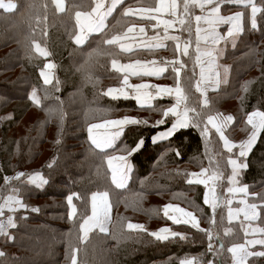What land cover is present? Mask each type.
I'll use <instances>...</instances> for the list:
<instances>
[{
  "label": "trees",
  "instance_id": "trees-1",
  "mask_svg": "<svg viewBox=\"0 0 264 264\" xmlns=\"http://www.w3.org/2000/svg\"><path fill=\"white\" fill-rule=\"evenodd\" d=\"M10 1L12 11L0 8V204L17 190L22 209L0 235V264H233L230 248L246 238L244 225L228 216L232 206L227 190L232 185L246 187L264 231V119L253 149L243 159L236 149L230 154L224 150L207 118L231 115L234 120L224 135L239 144L253 131L248 115H264V0H256L261 8L256 28L245 27L220 60L227 72L207 107L195 89L198 10L192 0H178V33L189 46L182 57L181 86L190 125L159 143L152 138L172 124L173 118L165 116L171 99L141 107L132 98L107 96L122 82V75L111 68L113 61L174 60L170 45L165 51L126 55L109 43L133 24L125 11L140 0L123 2L103 31L79 46L74 42L75 14L89 13L93 0H63L62 13L52 0ZM46 62L53 64L49 85L40 77ZM125 118L136 122L111 147L99 150L91 144L90 125ZM113 156H129L132 166L122 189L110 179L106 161ZM235 159L245 162V169L234 172L230 162ZM33 176L41 177L43 184L31 185L28 179ZM201 178L208 179L210 203ZM101 193L111 205L108 232L93 229L84 236L91 197ZM168 205L194 214L199 227L174 223L165 214ZM129 224L140 228L130 229ZM164 229L171 236L160 239ZM260 251L247 264H264V248Z\"/></svg>",
  "mask_w": 264,
  "mask_h": 264
},
{
  "label": "crops",
  "instance_id": "crops-1",
  "mask_svg": "<svg viewBox=\"0 0 264 264\" xmlns=\"http://www.w3.org/2000/svg\"><path fill=\"white\" fill-rule=\"evenodd\" d=\"M93 1L94 6L89 13L78 12L75 14L77 34L74 42L78 46L85 43L89 36L101 33L107 26L108 18L126 0ZM140 1L139 4L125 11V15L132 19L133 24L129 25L122 35L109 40V43L118 47L119 51L126 55L139 51H165L170 45L173 48L170 54H174V60L166 62L132 61L129 63L113 61L111 68L122 75V82L119 88L109 89L107 96L111 99L132 98L141 107L151 106L157 99H171L174 103L165 110V116L173 118L172 124L169 128L156 133L152 138L153 143H159L168 140L175 132L190 125V113L185 108V96L181 86L182 71L185 68L182 57L186 55L189 46L184 44L178 33L180 23L178 0H156L154 4L151 2V5L146 4V0ZM52 2L58 13L64 11L63 0H52ZM192 2L195 3L198 10V14L194 18L195 44L193 51L194 62L197 66L195 89L201 97V105L207 107L209 96L219 89L223 76L227 72V69L220 65V60L227 50L236 45L245 27L256 28V19L261 8L256 4V0H192ZM0 8L5 12L12 11L14 3L10 0H0ZM52 68L53 65L47 63L44 70L40 72L41 80L45 85L52 82ZM46 70H50V82H47L43 76V72ZM258 114L262 115L258 112L250 114L247 117V123L253 130L256 128L261 131L264 115L258 125L254 126L253 124L254 119L259 117ZM135 122L133 118H125L92 124L87 130L89 141L99 150L108 149L120 137L123 130L134 125ZM232 122L230 115H213L207 118V124L221 138L224 150L230 154L236 149L238 157L246 159L258 139L260 131L256 134L254 143L250 142V137L254 133L252 131L246 141L235 144L227 140L224 135L226 127ZM106 162L112 184L118 189L126 187L132 173L129 156H113ZM230 167L234 172H238L245 169L246 163H239L235 159L231 160ZM30 179L28 182L31 185L41 186L43 184V182L35 184ZM207 180L201 178L199 182L206 188V201L210 203L213 195ZM227 193L229 206H232L228 209L229 219L233 222L239 221L244 225L246 238L242 244L231 247L233 264H247L251 257L261 254L260 249L264 248V231L257 224L258 207L249 202L250 196L245 186L232 185ZM90 205L91 215L89 218L95 215L102 217L105 215L106 217L107 214L108 219L110 218L111 205L107 194L92 195ZM21 209L18 191L13 190L0 204V217H3L0 220V235L12 227L13 214ZM165 214L174 223L199 227L197 217L179 206H166ZM177 216L178 218H176ZM110 219L107 223L104 220V226L101 225V228L104 227L100 230L102 233L108 232ZM131 226L136 229L140 228L138 224L128 225L129 228ZM164 230L168 235L169 230ZM82 232L84 236L90 233V231L84 233L83 229ZM180 264L194 263L187 260Z\"/></svg>",
  "mask_w": 264,
  "mask_h": 264
},
{
  "label": "rangeland",
  "instance_id": "rangeland-1",
  "mask_svg": "<svg viewBox=\"0 0 264 264\" xmlns=\"http://www.w3.org/2000/svg\"><path fill=\"white\" fill-rule=\"evenodd\" d=\"M36 51H37V53L39 54V55H45V53H44V51H43V49H41V48H38V47H36ZM47 63H50V64H52L51 62H46L45 63V65L47 64ZM45 65H44V67H43V70H44V68H45ZM53 65V64H52ZM52 70H53V68H52ZM42 71V70H41ZM43 76L45 77V79H46V81L47 82H50V80H51V73H50V70H46V71H44L43 72ZM47 77V78H46ZM33 98L36 100V101H38V94L36 93V92H34L33 93ZM213 116V115H212ZM226 116V115H225ZM231 116V115H230ZM249 116V115H248ZM258 116L259 117H257V119L255 120L254 119V126H256V125H258L260 122V119L262 120L263 119V116L262 115H259L258 114ZM232 117V116H231ZM232 120H234L233 119V117H232ZM252 122H253V119H252ZM262 122V121H261ZM254 133L251 135V137H250V142L252 141V143H254L253 141H254V138H255V136H256V134H258L259 133V131L260 130H256V128H254ZM13 178H10V179H7L8 181H10V180H12ZM30 180H32L33 182H35V184H38L39 182H43V179L41 178V177H39V176H33V177H31V179ZM187 212V211H186ZM74 214V209H73V207H71V210H70V215L72 216ZM192 214V213H191ZM194 215V214H193ZM108 214L106 215V217H105V215L102 217L101 215H98V216H92V217H90L89 218V220H87L85 223H84V225L82 226V229L84 230V233H86L87 231H92L91 229H93V228H97V229H99V230H101V229H103V228H101V225H103V224H105L104 223V220H106V223H107V221H109V219H108ZM233 217L235 218V216L233 215ZM3 217H0V220L2 219ZM106 218V219H105ZM176 218H178V216L176 217ZM198 221V220H197ZM5 224H8L7 222H5ZM104 226V225H103ZM130 229H136L134 226H131L130 227ZM169 236H171V234H170V232L168 233V235L166 234V231H162V232H160V234H159V237H161L162 239H165V238H167V237H169ZM231 249V248H230ZM194 264H196L195 262H193Z\"/></svg>",
  "mask_w": 264,
  "mask_h": 264
}]
</instances>
